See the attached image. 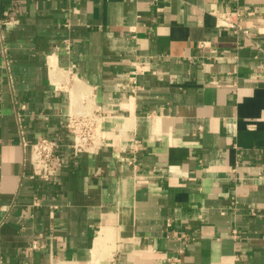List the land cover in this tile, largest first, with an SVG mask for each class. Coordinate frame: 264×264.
<instances>
[{
	"label": "crops",
	"instance_id": "1",
	"mask_svg": "<svg viewBox=\"0 0 264 264\" xmlns=\"http://www.w3.org/2000/svg\"><path fill=\"white\" fill-rule=\"evenodd\" d=\"M72 74L104 117L76 157ZM0 264H264V0H0Z\"/></svg>",
	"mask_w": 264,
	"mask_h": 264
},
{
	"label": "built area",
	"instance_id": "2",
	"mask_svg": "<svg viewBox=\"0 0 264 264\" xmlns=\"http://www.w3.org/2000/svg\"><path fill=\"white\" fill-rule=\"evenodd\" d=\"M219 26L240 29L239 19L241 11L233 9L230 11H220L214 13ZM204 42H200L203 46ZM80 81L76 75H71L65 82L54 83L58 90L66 91L70 94L74 84ZM134 82V81H132ZM86 96L81 97L80 106L72 107L68 111L65 119V129L71 137L69 147L74 157L81 153H94L100 142L99 127L103 115L96 106L93 94L89 89ZM88 99L93 105L88 103ZM28 161L31 166L30 177L42 181H50L54 178L63 166L62 158L59 154V143L49 137H40L30 144ZM33 247L38 246V242H33Z\"/></svg>",
	"mask_w": 264,
	"mask_h": 264
},
{
	"label": "bare ground",
	"instance_id": "3",
	"mask_svg": "<svg viewBox=\"0 0 264 264\" xmlns=\"http://www.w3.org/2000/svg\"><path fill=\"white\" fill-rule=\"evenodd\" d=\"M57 84H58V82H57ZM76 89H78L79 92H77ZM87 89L88 88L85 86V84H83L80 81H78L77 83L74 84V86L70 92L71 93L70 98H72V100H71L72 101V107H79L80 106V100L79 99L81 97L87 95V93H85L87 91ZM88 103L90 105H93V102L90 99H88ZM97 246H98V244H97Z\"/></svg>",
	"mask_w": 264,
	"mask_h": 264
},
{
	"label": "rangeland",
	"instance_id": "4",
	"mask_svg": "<svg viewBox=\"0 0 264 264\" xmlns=\"http://www.w3.org/2000/svg\"><path fill=\"white\" fill-rule=\"evenodd\" d=\"M71 92V91H70Z\"/></svg>",
	"mask_w": 264,
	"mask_h": 264
}]
</instances>
